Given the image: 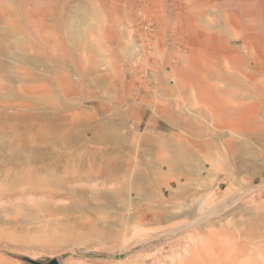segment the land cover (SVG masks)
<instances>
[{
  "label": "rangeland",
  "instance_id": "1",
  "mask_svg": "<svg viewBox=\"0 0 264 264\" xmlns=\"http://www.w3.org/2000/svg\"><path fill=\"white\" fill-rule=\"evenodd\" d=\"M140 170L196 218L126 232ZM53 259L264 264V0H0V264Z\"/></svg>",
  "mask_w": 264,
  "mask_h": 264
},
{
  "label": "bare ground",
  "instance_id": "2",
  "mask_svg": "<svg viewBox=\"0 0 264 264\" xmlns=\"http://www.w3.org/2000/svg\"><path fill=\"white\" fill-rule=\"evenodd\" d=\"M172 138V137H171ZM171 138H170V140H171ZM174 139V138H173ZM172 139V140H173ZM176 140V139H175ZM172 142H174V140L173 141H171V143ZM164 143V142H163ZM173 144V143H172ZM175 145V144H174ZM171 146H173V145H171ZM176 146V145H175ZM73 154V153H72ZM193 154V153H192ZM192 154H189L188 152H185V151H183V152H181V154H180V156L179 157H181V161L179 162H177L175 165H176V168H177V170L179 169V168H181V166L183 167V168H185L186 166H190V164H192V160H193V156H192ZM37 155V156H36ZM176 155V154H175ZM194 155V154H193ZM32 158L34 159V160H36V161H38V153H35V154H32ZM19 154L18 155H16L15 157H14V161H17V162H20V159H19ZM31 157V156H30ZM78 157V156H77ZM197 159H198V157H196ZM92 159V158H91ZM103 159H104V157H103ZM162 159V158H161ZM174 159H176V158H174ZM105 160V159H104ZM157 160V159H156ZM160 160V159H159ZM200 161V160H199ZM21 162H23V160H22V158H21ZM32 162L33 161H31L30 162V164H32ZM162 163V162H161ZM70 165H82V164H84V162L82 161V160H78V162H77V160L74 158V159H72L71 161H70V163H69ZM156 164V166H155V171H152L150 168H149V172H150V174H152V175H150V177H158L161 173H162V171H160L159 173L158 172H156V170H157V166L159 165L158 164V162H156L155 163ZM163 164H165L166 165V163L165 162H163ZM23 165H26V160H24V163H23ZM113 165V164H112ZM147 165V164H146ZM161 165V164H160ZM165 165L163 166V167H165ZM174 165V164H173ZM167 166H168V164H167ZM193 166H195V164H193ZM17 167H19V166H17ZM107 167V166H106ZM112 167V166H111ZM186 168H189V167H186ZM186 168H185V170L184 171H186ZM118 170H119V168H117ZM207 169V168H206ZM45 170H47V169H45ZM93 170V169H92ZM90 171V172H87L88 174H90V176H96V177H98V173L96 172V171ZM147 170V169H146ZM146 170H140V171H138V173L137 172H133V177L131 176V179H130V177H129V179L127 180L126 178V174H125V172H123V173H120V172H118L117 173V175H120V177H122L123 176V178H124V184L120 187V188H118L117 190H115V191H118L120 194H119V196H121V197H124V198H126L128 201H126V202H123V207H122V210H123V212L126 214V225H124V229H127V230H125L126 232H128L129 230H128V223L130 224V222H136L137 224H138V226L137 227H135V231H136V234H141V230H142V228H141V225L143 224V222H147V221H153V223H158V222H162L163 220H167V221H172V220H176V219H180V218H184V217H187V218H192V219H195L196 218V213H197V211H195V210H193V211H184V212H181V213H174V214H172L171 213V211L169 212L168 210H167V208H164V206H163V204H162V202H157L156 203V206H157V209H156V211H154V212H151V213H142V214H140V216H136V214H135V211H136V209L135 208H133V205H132V203H131V201H130V198H129V194L130 193H132L131 191L135 188L136 190H137V188L140 190V192H139V194L138 193H136V196H138L137 198H139L140 199V202L141 201H150V199H151V189H150V186L149 185H147V187H146V182L145 183H143V178L144 179H146L147 178V176H148V174H146ZM161 170H163V168L161 169ZM48 171V170H47ZM144 171H145V173H144ZM175 171H176V169H175ZM33 172V171H32ZM31 172V173H32ZM37 172H38V170H37ZM151 172H153V173H151ZM126 173H128V172H126ZM189 173V172H188ZM40 174V173H39ZM130 174V173H129ZM46 175H48V173L46 174ZM163 175V174H162ZM178 176V175H177ZM180 176V175H179ZM141 178V180L139 179V178ZM182 177V176H181ZM161 178H162V176H161ZM139 179V180H138ZM159 179V178H158ZM147 180H149V178L147 179ZM153 180V178H151V180H150V184H151V181ZM179 180V179H178ZM178 180L175 178L174 180H171L170 182H169V184H168V187H169V189L171 190L170 191V193L172 194V195H174V190H173V187L175 186V185H177L178 186V188L179 189H181V185L178 183ZM141 181V182H140ZM155 183H156V180H155V182H153V184L155 185ZM157 184V183H156ZM160 185H162V184H160ZM159 186V185H158ZM157 186V187H158ZM183 187V186H182ZM177 188V189H178ZM187 188V187H186ZM193 188V187H192ZM191 188V189H192ZM114 191V192H115ZM179 191V190H178ZM239 195V194H238ZM105 196H107V195H105ZM231 196V195H230ZM216 198V197H215ZM233 198V197H232ZM241 199V198H240ZM105 200V199H104ZM135 200V199H134ZM154 200V199H153ZM154 201H156V199L154 200ZM243 201V200H242ZM216 202V201H215ZM201 207V206H200ZM182 208V207H181ZM227 208V207H226ZM133 209H135V210H133ZM207 209H209V208H207ZM214 210V209H213ZM199 211V210H198ZM225 211V210H224ZM115 213V212H114ZM119 213V212H118ZM209 214V213H208ZM214 214V213H213ZM221 214V213H220ZM199 216V215H198ZM215 216H216V214H215ZM263 220V219H262ZM195 222H192V223H194V225H192V226H194V228H195V226H196V224H198L197 223V220H194ZM259 221V220H258ZM122 222V221H121ZM120 222V223H121ZM122 223H124V222H122ZM121 223V224H122ZM121 226V225H120ZM131 226V225H130ZM256 226V225H255ZM258 226V225H257ZM260 226V225H259ZM262 226V225H261ZM190 227V225H188V227L187 228H189ZM121 228V227H120ZM124 229L122 230V232L124 231ZM133 229V228H132ZM131 229V230H132ZM141 229V230H140ZM121 230V229H120ZM191 230V229H190ZM144 231V230H143ZM147 232V231H146ZM120 234V233H119ZM119 236H121V235H119ZM127 236V235H126ZM122 237V236H121ZM162 237V236H161ZM180 245V244H179ZM213 254V253H212Z\"/></svg>",
  "mask_w": 264,
  "mask_h": 264
},
{
  "label": "water",
  "instance_id": "3",
  "mask_svg": "<svg viewBox=\"0 0 264 264\" xmlns=\"http://www.w3.org/2000/svg\"><path fill=\"white\" fill-rule=\"evenodd\" d=\"M28 262L32 263V264H45V263H41V262H35L32 260H29ZM47 264H59L57 259H53L47 262Z\"/></svg>",
  "mask_w": 264,
  "mask_h": 264
}]
</instances>
